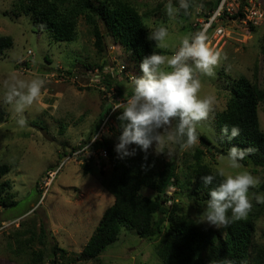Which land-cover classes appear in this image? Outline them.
I'll return each instance as SVG.
<instances>
[{
  "label": "rangeland",
  "instance_id": "1",
  "mask_svg": "<svg viewBox=\"0 0 264 264\" xmlns=\"http://www.w3.org/2000/svg\"><path fill=\"white\" fill-rule=\"evenodd\" d=\"M16 1L0 0V35H8L13 39V45L0 57V105L7 111L3 121H0V165L6 163L11 167L0 182H12L11 192L17 200L13 206L0 208V264H30L23 239L31 234L22 233L27 229L44 241L41 244L35 239L32 245L34 249L41 248L46 253L47 257L41 264H52L53 256L48 254L55 243L68 251V258H57V264H79V259L76 263L68 261L80 253L82 245L96 231L104 211L113 204L112 187L104 185V181H112L116 171L110 155L106 159H98L87 155L74 157L72 153L79 149L80 144V148L85 145L84 141L105 109L113 107L114 101H123L132 91L131 78L120 72L118 66L126 64V73L129 75L139 77L142 74L131 61V54L110 34L102 20L100 26L106 38L101 52L94 43L95 36L84 16L79 18L75 40L57 42L52 39L50 32L40 29L32 16L15 15ZM241 1L236 0L237 5ZM259 1L264 9V0ZM130 2L143 14L148 34L160 26L168 28L169 47L167 50L161 49L163 54L168 55L179 46L184 36L196 33L198 19L213 12L219 3L218 0H190L193 7L189 14L185 15L181 10L178 17L172 20L166 15L164 7L168 0ZM172 2L174 6H179V0ZM219 23L225 27L227 36L215 49L221 50L226 58L215 68L213 77H200V96L214 95L217 103L209 118L197 125V132L208 135L216 145L218 141L215 137L219 135L214 124L216 113L227 105L231 79L244 75L264 88V21L254 26L225 16ZM13 72L26 80L36 76L46 80L39 102L26 113L27 124L23 128L16 124L11 106L3 103V80ZM109 76L115 81L110 88L104 81ZM119 115V111L113 112L111 109L108 130H105L111 135L104 133L100 140L113 149L122 132L117 119ZM259 117L264 130V101L259 106ZM176 148V145H166L161 153H156L153 145L148 155H153L159 164H163L175 156ZM170 149L172 154L169 156ZM198 149L203 151L204 161L215 169L225 167L227 171H237L227 169L226 163L218 159L220 154L214 152L215 148L198 139L193 148L180 149L177 156L178 171L183 180L190 177L189 165L194 162L193 156ZM139 155L145 154L137 150L136 156ZM85 157L91 163L92 170L88 174H84L82 166ZM115 157L119 158L116 152ZM242 165L258 176L261 182L264 180V167ZM52 170L56 171L55 178L45 188L42 182L46 173ZM252 192L262 195L259 187L250 189ZM142 193L154 195L148 188L143 189ZM180 194L183 193L179 192L177 185H170L168 195L171 201L180 200ZM182 201L185 211L201 222L200 215L206 205L199 206L189 201L188 197ZM252 203L253 208L247 217L257 215L262 210L260 203L254 199ZM228 215L231 216L230 211ZM256 226L257 236L263 240L264 212L259 216ZM17 237H22L21 241ZM162 239L163 234L145 239L135 231L124 229L119 239L108 245L98 259L82 263L163 264L156 250Z\"/></svg>",
  "mask_w": 264,
  "mask_h": 264
},
{
  "label": "trees",
  "instance_id": "2",
  "mask_svg": "<svg viewBox=\"0 0 264 264\" xmlns=\"http://www.w3.org/2000/svg\"><path fill=\"white\" fill-rule=\"evenodd\" d=\"M246 4V0L241 1L239 10L233 18L245 16ZM14 5L15 15L32 16L39 23L40 29L50 32L52 39L57 42L75 40L79 18L84 16L91 33L95 36L94 43L101 52L104 50L106 38L100 26L102 20L110 34L131 54V61L140 74L142 72L139 64L143 57L153 51L163 54L161 49L155 47L154 41L147 39L148 27L143 14L130 0H17ZM12 45L11 36L0 35V57ZM104 81L108 88L115 83L110 76ZM229 90L230 96L225 109L216 113L214 124L219 135L215 140L218 144H214L208 135L197 132L198 139L214 147V152L223 155H227L231 146L252 148L254 151L240 162L264 167V130L259 117V106L264 101V88L257 81L241 75L231 79ZM118 92L122 93L119 87ZM131 94L132 91L129 96ZM111 109L112 107L105 109L84 144L94 137L104 117L111 113ZM6 114L7 111L0 105V121H3ZM118 124L121 126L120 121ZM225 124L229 128L238 127L241 131L240 136L228 141L227 137L221 135V128ZM106 144L97 140L93 148L106 146L108 149L116 172L113 180L109 183L104 181V185L109 184L108 186L112 187L114 202L104 211L96 231L82 245L80 253L76 258L68 259V262L76 263L79 259V264H86L82 261L98 259L103 250L116 242L122 230L126 229L135 231L145 239L163 234V239L156 249L163 264H227L229 261L232 264H264V239L257 236L256 226L259 216L264 212V204H259L262 209L259 214L250 215L220 229L201 223L185 211L183 198L188 197L189 201L199 206L206 205L210 198L208 195L210 188L216 186L220 179L217 177L213 185L203 186L201 176L215 175L217 169L204 161L202 150H196L194 162L189 165L190 177L187 176V179L183 180L182 174L178 171L177 156L180 148L177 145L175 156L159 164L153 155L148 154L147 159L145 155L116 158L115 150ZM82 166L84 174L92 170L90 160L86 157ZM10 170L8 164L0 165V181ZM172 184L177 185L179 192L183 193L180 194L181 199L178 201H171L168 195V189ZM12 186L10 180L0 182V208L13 206L17 202L14 193L11 192ZM145 188L151 189L154 195H144L142 190ZM259 191L264 195V180L259 185ZM22 233L31 234L23 239L29 252L30 264L43 263L47 257L46 253L41 248L32 247L35 239L44 244L42 238L36 237L31 229ZM20 238L22 237H17V240L21 241ZM22 245L23 243L20 248ZM67 253L66 248L55 243L48 256H53L52 264H57L59 262L57 258H68Z\"/></svg>",
  "mask_w": 264,
  "mask_h": 264
},
{
  "label": "clouds",
  "instance_id": "3",
  "mask_svg": "<svg viewBox=\"0 0 264 264\" xmlns=\"http://www.w3.org/2000/svg\"><path fill=\"white\" fill-rule=\"evenodd\" d=\"M164 7L169 19L175 20L181 10L188 15L193 5L190 0H179L176 7L172 0H168ZM168 37V28L160 26L150 30L147 39L154 41L157 49L167 50ZM225 58L221 50L209 45L204 31L184 36L171 55L153 51L143 57L139 64L142 75L131 77L132 94L123 101L113 102L112 111H119L117 119L122 128L114 148L118 157H135L139 150L147 159L153 145L156 153H161L166 145H177L181 150L193 148L198 143L197 125L209 118L217 103L214 95L200 96V77H213L215 68ZM45 85L44 78L36 76L26 80L15 72L3 80V103L11 106L19 127L26 126V113L39 102ZM240 134L236 126L229 128L225 124L221 128V135L228 141ZM105 135L111 133L106 132ZM98 138L99 134L92 141ZM253 151L252 148L231 146L227 155L220 154L218 159L226 163L227 169L237 171L219 167L215 175L201 176L204 187L213 185L217 177L220 178L209 190L210 198L200 215L201 223L216 229L227 227L247 218L253 208V199L264 204V195L250 193V189L259 187L261 179L240 163ZM171 154L170 149L168 155Z\"/></svg>",
  "mask_w": 264,
  "mask_h": 264
},
{
  "label": "built area",
  "instance_id": "4",
  "mask_svg": "<svg viewBox=\"0 0 264 264\" xmlns=\"http://www.w3.org/2000/svg\"><path fill=\"white\" fill-rule=\"evenodd\" d=\"M218 1L219 3L216 9L208 15L204 16L203 18L198 19L197 23L195 24L196 33L199 31H204L208 36L209 45L212 46L214 49L218 47L221 43H223L227 36L225 27L219 23V21L222 20L225 16L232 18L234 21L238 20L242 23L244 22L245 24H250L254 26H259L264 21V9L259 0H246L247 4L245 6L244 11L246 14L244 17H239L238 19L233 18V15H235V13L239 10L240 7V4L237 5L236 0ZM126 68V64H121L120 66H118L120 72H124L129 78H131L132 75L126 73ZM110 115L111 113L105 117L99 130L95 134H99V138L97 140H101V137L105 133V130H108L107 125L109 124ZM95 142H93L91 139L87 144H85L81 148L80 144L78 147L79 149L73 151V156L81 157L83 155H87L88 157L93 156L95 158L97 157L98 159H106L109 155L108 150L104 147H97L94 149L93 147ZM87 146L89 150L87 149ZM67 160H69V157L67 158ZM55 175L56 171H48L42 182V186L48 188L54 180ZM8 225H10V223Z\"/></svg>",
  "mask_w": 264,
  "mask_h": 264
}]
</instances>
